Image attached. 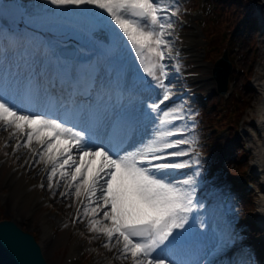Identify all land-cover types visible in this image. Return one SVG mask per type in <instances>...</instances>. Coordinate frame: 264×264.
<instances>
[{
	"label": "snow or ice",
	"instance_id": "snow-or-ice-1",
	"mask_svg": "<svg viewBox=\"0 0 264 264\" xmlns=\"http://www.w3.org/2000/svg\"><path fill=\"white\" fill-rule=\"evenodd\" d=\"M45 3L54 9H98L103 14L99 19L115 25L122 34H117L116 39L126 40L144 75L154 82L151 87L161 90L158 102L147 103L148 111L143 113L149 120L155 116L152 136L124 154L90 144L86 131L18 108V98L31 102L32 90L26 88L20 93L11 89L3 74H0V130H11L10 138L17 136L14 152L26 148L33 157H39L36 163H43L44 170L51 165L47 172L50 190L59 187L61 180L66 189H75L60 193L74 195L79 201L73 223H85L80 217L87 218L85 227L95 234L94 238H105L103 248L117 250L115 258H130L131 264H178L172 253L192 231L193 213L203 207L196 199V178L201 166L197 141L195 137L184 138L186 125L175 126L176 121L191 116L185 117L183 105L161 108L174 94L165 84L168 73L163 61L171 59L172 48L166 36L172 34L171 17L178 15V6L170 11L164 0H45ZM5 7L4 0H0V38L6 31ZM23 137L26 139L21 143ZM182 157L190 159L180 160ZM95 160H99V166L92 169L89 165ZM193 165L196 166L193 174L173 178L174 172ZM57 173L59 179L54 181Z\"/></svg>",
	"mask_w": 264,
	"mask_h": 264
},
{
	"label": "rangeland",
	"instance_id": "rangeland-1",
	"mask_svg": "<svg viewBox=\"0 0 264 264\" xmlns=\"http://www.w3.org/2000/svg\"><path fill=\"white\" fill-rule=\"evenodd\" d=\"M246 2H249L248 8L246 9V11H248V13H252V15H250L249 20H251L252 24L254 25L255 29L253 31V33L251 34V38L256 39L257 44L256 46L257 49H254V51H252L250 53V56L252 58H255V63H254V80L251 82L250 87L248 88H244L241 85L242 82V76L243 73L246 69H249V66H251V64H253V60L248 62L246 61V59L250 56L247 55V53H243V57L241 55V51L244 49V43L242 40L236 41L235 38L232 39V45H235V47L240 48V53L236 54V56H239L240 60L237 61L238 65L241 67V69H243L242 73L237 74L234 73L233 77L234 80L236 81V91L239 92V94L242 97L241 102L245 101V108L244 111L242 112L243 114V119L241 122H239L238 125V129L240 130V132H236L235 133V139H233L232 142H230L229 147L232 148V145L236 146L235 147V151L236 154L234 155V153H232V155H230V161H228V163L226 164V168H228V171H232V173H235L238 171L239 174H243L242 176H246L247 177V182L250 184V187L253 189V192L255 193L254 196V202H248L246 204L247 207V216L246 218H241V219H235L234 226H237V228L240 226L242 227V224L244 223V225H249V229L244 231V232H239V230H235V228H227L222 229V231H216L215 230V236L212 238L209 247L210 249H212L213 253L212 256L214 259H217L218 257L222 256L225 253H228V251H236L239 248H242L243 244L245 241L249 240V238H252L254 240H258L262 234L259 233L260 231H258V226L255 225L256 221L258 222V219H255V203L257 201H259L260 198H258V194H259V188L257 185V180L258 178L256 177L258 170H256L253 166V161L255 159V154L259 148L258 142H256L257 136L254 133V129L256 127V122L258 121L259 117H258V113L254 112L253 107L254 104L256 102V100L258 99L257 96V84L259 83L258 79L260 80V78L262 79V77L264 76V35L261 34V32L258 29V18H257V11L259 9V2L257 0H246ZM164 3L169 6V10H174L175 7H177L176 5H174V3L172 2V0H164ZM245 4V2H244ZM246 5V4H245ZM186 6H184L185 8ZM179 8V12L178 15L176 17H171V20L174 22V29L176 30L177 35L174 36H166V39L168 41H170L171 44V48H172V52H171V59H165L163 61V63L167 66L166 67V71L168 73L167 78L165 79V84L170 86L172 88L173 91V95L170 98L169 101H167L164 105H162L163 110H168L171 109L173 107H176L178 105H182L183 100H180V95L182 94V92L185 89H190L192 91H207L210 90L211 87H204L202 84H198L196 85L194 82V79H198L199 76L204 75L207 72V69H201V68H197V65H195V63L193 62L192 59H194L190 53H186L183 57V59H177V55L179 54L177 52L176 47L178 45H182V44H186V41L184 40V38H182L180 36V34H185V33H189L193 38L194 36L197 35V37H200V33H199V29L197 27L194 26V23L196 22V20L201 16L198 14L195 15H190V16H186L184 15L183 11L184 8H182V6H178ZM244 10V9H243ZM213 12L211 11L212 14ZM187 18V19H186ZM212 18V17H211ZM179 19H186V23H187V27H192V30H189L188 28H184V29H180V26L178 24ZM48 30H51L52 33L54 35L59 34V29L57 27L56 24H52L48 27ZM45 28V29H46ZM170 30V31H172ZM84 32H86L87 36L88 33H91L92 31L90 30V27H88ZM43 40V39H42ZM192 40V39H191ZM42 43V42H40ZM200 47H204V43H202L200 45ZM256 52V53H255ZM196 59V58H195ZM177 65L179 66V71H177ZM1 66V65H0ZM131 73L134 75H138V76H142L143 75V71L139 66V63H135V65L132 66L131 68ZM154 83V82H153ZM161 90L160 89H155V91L153 92V98L151 99V101H157L158 102V98H159V94H160ZM236 107L239 109L240 104H236ZM156 123V121H155ZM200 125H204L207 126L206 123H197L195 125H193V127L191 128H195V127H200ZM182 127H184V125H181ZM179 127V126H178ZM207 129H209V127H205V129L200 130L196 133L190 134V136H188V138H192L195 137L196 141H200L202 138L206 137L205 135H207ZM232 129H230L231 131ZM206 131V132H204ZM242 132H245L246 136L242 135ZM6 137V132L4 130L0 131V156H7V163L4 166V170L7 168V164L10 162H14L17 163L19 165H21L22 161L24 162V160L26 159L24 155H20L19 157L16 156L15 154L10 156V150H11V145L8 144L7 146L2 145L3 143V138ZM134 140V139H133ZM135 140L132 142L134 143ZM241 147H240V146ZM34 147V146H33ZM131 147V146H130ZM129 147V148H130ZM237 147H239L241 149V153L243 155H245L246 158H244V161L241 163L240 161H238V150ZM129 148L126 149V151L129 150ZM22 152L26 150V148L21 147ZM224 151V155H225ZM125 153V151H124ZM123 153V154H124ZM3 170V172H4ZM3 172L0 174V190H4V186L2 185V180H3ZM247 172V173H246ZM246 173V175H245ZM21 177L19 182H26L27 180L31 179V177H29L28 174H23ZM56 179H59V173H57V176L54 177V181ZM197 179V178H196ZM199 179H197L198 181ZM64 181L61 180L60 182V186L56 187L52 190H50L47 185H48V180H47V175L44 179V184L43 187H41V185L39 186V191L44 193L48 198L51 199L52 201V206L51 208L53 209H57L59 212H63V214L66 216V218L68 219V216L70 214V212L72 211V206L74 205V203L77 201V198L74 195H68V196H61L60 193L61 192H65V191H69V192H74L75 189H66L64 186ZM243 183V182H242ZM197 187V186H196ZM55 193V194H53ZM1 194L0 193V215L1 217H3L4 219H11V220H16L15 218V213L12 210H8V207L6 205H4L3 200H1ZM28 204V201H27ZM63 206V207H62ZM237 206L239 207V205L237 204ZM236 206V208H237ZM245 208V205H244ZM41 211L39 210V212L37 213V217H36V224H37V228H39V222L41 220ZM19 222V221H18ZM243 222V223H241ZM22 229L26 232H31L33 234H35L34 232H32L33 229H35L34 225L32 223H23V222H19ZM50 226H52V224L50 223ZM84 233L83 236L86 237V243L84 244V246L81 248L82 252H84V256L85 258H87L92 264H108V263H113V264H128L129 261L128 260H122V259H111L109 257V253L111 251H109L108 249L103 248L102 246L97 247V242L100 238H102L103 236H100L98 238H94L95 234L90 233L88 231V229L84 226L83 227ZM58 233L56 234V239H55V244L52 247V250L49 252L50 255L48 256V262L50 264H59L62 263V260L65 256V249L66 246L68 244V238H67V231L65 229V227H62V229H58L57 230ZM37 234H35V238L40 237V233L38 232V230L35 231ZM217 239V240H216ZM227 240L229 239V245L231 248L228 249H213V244L215 245V240ZM223 241V242H224ZM215 242V243H214ZM221 242V243H223ZM264 245V244H263ZM217 247V246H216ZM261 253H263L264 251V246L260 247ZM86 252V251H88ZM232 259V256L227 257V260ZM236 264H242V262H246L247 264H258L259 260H258V255L257 253L254 251L252 253H250V257L246 259H242V260H235ZM79 264H82V262H80Z\"/></svg>",
	"mask_w": 264,
	"mask_h": 264
},
{
	"label": "bare ground",
	"instance_id": "bare-ground-1",
	"mask_svg": "<svg viewBox=\"0 0 264 264\" xmlns=\"http://www.w3.org/2000/svg\"><path fill=\"white\" fill-rule=\"evenodd\" d=\"M37 12L39 13L38 14L39 18H41V16L44 15L43 11L37 10ZM257 13H258V15H257L258 22L260 24V28L259 29H260V31H262L264 33V5L261 8L258 9ZM28 14H30L29 11H27V16H25L27 21H29ZM31 23L33 25H35V26L38 25L34 21H31ZM176 30L177 29L172 30L171 31L172 34L169 35V36L177 35ZM180 36L182 38H184V40L186 42L187 41H191V39H193V38H191L192 36L189 33L180 34ZM15 63H16V60H15ZM134 64H135V62L131 61V66L129 68H131L132 65H134ZM20 69H21V67H20ZM14 81H13L12 85L14 84ZM258 81H259V83L257 84L258 88H257V91H256L258 99L256 100V102L254 104L253 110H254V112L258 113V116H259L260 120L256 122L257 124H256V127H255V129L253 131H254V133L257 136L256 142H258L259 148H258L256 154L254 155L255 159L253 161V165H254L253 167L256 170H258V172H257V178H258L257 185H258V188L260 189L259 190L260 192L258 194V198H259L260 195H262V198L259 199V201H257L255 203L254 211H255V219L259 218V222H260V225H261L260 227H258V231H260L259 233H261L262 236L258 239L259 240L258 242H262V244H264V76L262 78V81H260L259 79H258ZM209 84L211 85L212 82L209 81ZM144 97L146 99H148L147 101H150L153 98L152 95L148 94V93H145L144 96L142 97V99ZM111 110L112 109L107 107V110L105 112V117H107V116H109L111 114ZM143 113L144 112L141 111L139 113V116H138L139 125H140V127H139L140 129H139L138 133H136L137 131L134 132L133 136L131 137L130 141L128 142L127 146L125 147V149L129 148L130 144H132V141L135 138L134 139L135 142L131 145V147L129 148L128 151L134 150L142 142H144L146 139H148V138H150L152 136L155 122L153 121V119H151V120L146 119L144 117ZM9 131H11V130H9ZM9 131H5V132H9ZM242 135L245 136L246 134L245 135L242 134ZM33 146H35L34 143H33ZM234 147H236V146L232 145V148H234ZM12 149H13V147H12ZM237 150H238V152L241 151V149L239 147H237ZM123 152H124V149H122L119 154H122ZM235 154H236V152L234 153V155ZM78 163H79V160H78ZM89 167L92 168V169L97 168L94 165L93 162L90 163ZM18 176H19V170H18V168H15L13 170V172L7 174V177H6L7 178L6 180H7L8 184H9V186L11 187V191H10V193L8 195V199H7L8 202L7 203H8V206H12V205L15 204L14 205V209H15V211H17V215L21 212L20 210L22 208V205L25 202L26 195L29 193V194L35 196V193L33 191H31V192L29 191V187L33 183H30V182H27V183L26 182H24V183L19 182V180L21 178H23V177H21L22 175L19 176V177ZM31 190H34V189L31 188ZM31 210H33V209L31 208ZM75 211H76V209L74 211H72L71 213H75ZM41 225H42L43 232H44L43 236H42V241H43V243L46 246L44 248V254H46V259H47L48 256L50 255L49 252L52 250V247L55 244L56 236H54V238H53V236L50 237L49 235H50L51 231H49L47 225L44 222H42ZM226 226L229 229H231L232 226H233V223L232 222L227 223ZM243 226L246 228V230L249 229V225H243ZM212 238L213 237H211V240H212ZM216 240H215L216 243L214 242L215 245L213 244V246H214L213 249L216 248V250H217L219 248L220 249L231 248L230 245H229V242H230L229 239H227L225 241L222 240V239H220L218 241H216ZM221 242H223V243H221ZM74 250H75V247L71 248V251H70L71 252V257L74 256ZM212 253H213L212 249L206 248V250L197 252V253H195L194 256H187V258H188V260H189V262L191 264H209V258L208 257L212 256ZM250 253H252V249L251 248H245V249L244 248H239L236 251H228V253H225L222 256L218 257L217 260H215L212 264H236V261L234 259L227 260L228 254H229V256H232V258L239 257L238 258V261H239V260H242V259H246V257L249 258L250 257ZM71 257H69V258H71ZM207 258H208V260H207ZM242 264H247V263L246 262H242Z\"/></svg>",
	"mask_w": 264,
	"mask_h": 264
},
{
	"label": "water",
	"instance_id": "water-1",
	"mask_svg": "<svg viewBox=\"0 0 264 264\" xmlns=\"http://www.w3.org/2000/svg\"><path fill=\"white\" fill-rule=\"evenodd\" d=\"M262 6V0H258ZM0 260L6 264H47L31 234L10 221L0 224Z\"/></svg>",
	"mask_w": 264,
	"mask_h": 264
},
{
	"label": "trees",
	"instance_id": "trees-1",
	"mask_svg": "<svg viewBox=\"0 0 264 264\" xmlns=\"http://www.w3.org/2000/svg\"><path fill=\"white\" fill-rule=\"evenodd\" d=\"M244 2H245V4H246V6H248V4H249V2H246V0H243L241 3V6L239 7V15H237L236 17H235V21H237V20H240V18H241V16L243 15V14H245L244 12H243V9H244V7H245V4H244ZM224 21H226V19H223V22ZM223 28H221V30H222ZM248 200H249V202H250V198L248 197ZM245 210H247V207L245 208Z\"/></svg>",
	"mask_w": 264,
	"mask_h": 264
}]
</instances>
